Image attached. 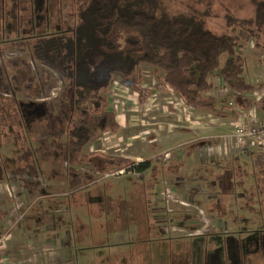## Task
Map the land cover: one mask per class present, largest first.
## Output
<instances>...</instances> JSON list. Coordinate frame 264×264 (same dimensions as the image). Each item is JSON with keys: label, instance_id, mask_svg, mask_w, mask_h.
Listing matches in <instances>:
<instances>
[{"label": "rangeland", "instance_id": "rangeland-1", "mask_svg": "<svg viewBox=\"0 0 264 264\" xmlns=\"http://www.w3.org/2000/svg\"><path fill=\"white\" fill-rule=\"evenodd\" d=\"M216 7L219 17L209 19L216 32L224 30L226 13H253L249 0H216ZM72 14L71 0H0V53L21 50L16 56L24 63L0 77L12 82L2 85L0 94V239L24 227L29 236H39L43 249L55 252L54 244L58 246L68 264H264V192L257 188V176L252 174L241 187L234 185L228 195L212 182L225 165H211L220 152L232 155L234 148L243 149L233 137L234 128L226 136L225 152L207 146L189 156L187 142L197 139L200 145L197 128L222 120L185 107L172 91L161 92L154 68L141 69L148 92L144 102L128 80L114 78L106 93L107 108L116 113L120 130L101 134L84 150L125 157L134 165L96 173L71 193L63 116L71 91L60 71L44 63L38 48L69 31ZM237 34L245 48L244 78L264 90V26L252 41L242 28ZM227 58L223 55L221 63ZM38 72L48 77L40 92L46 103L18 98L24 82L39 81ZM10 95L24 110L11 109ZM204 113L208 117L203 119ZM250 146L256 147L248 144L245 149ZM248 161L258 166L260 159ZM90 169L89 164L76 166L78 174ZM45 237L59 241L44 244ZM35 246L34 251L41 249Z\"/></svg>", "mask_w": 264, "mask_h": 264}, {"label": "trees", "instance_id": "trees-1", "mask_svg": "<svg viewBox=\"0 0 264 264\" xmlns=\"http://www.w3.org/2000/svg\"><path fill=\"white\" fill-rule=\"evenodd\" d=\"M249 3L253 8L251 16L226 13L224 30L216 32L209 26V19L219 17L216 0H71L70 30L38 48L44 63L60 71L71 91V100L65 102L63 110L71 193L80 189L84 181H92L96 173L134 165L125 157L84 151L101 134L120 130L117 115L107 108L106 99L118 75L130 82L141 102L148 93L141 71L146 66L158 71L159 90L172 91L186 107L205 110L217 118H225V110L230 111L233 103L248 107L245 95L254 92L255 86L244 78L245 51L239 45L237 31L244 29L251 41L259 37L264 26V0ZM223 55L228 58L222 64ZM215 74L232 95L220 99V103L212 95L215 85L210 78ZM258 105L264 106V97ZM203 143L192 149L202 150ZM83 164L92 169L78 174L76 166ZM230 165L223 167L216 181L212 180L223 195L252 177L249 167L239 172ZM177 167H168V172H175ZM251 171L257 176L259 192H264V159Z\"/></svg>", "mask_w": 264, "mask_h": 264}, {"label": "crops", "instance_id": "crops-1", "mask_svg": "<svg viewBox=\"0 0 264 264\" xmlns=\"http://www.w3.org/2000/svg\"><path fill=\"white\" fill-rule=\"evenodd\" d=\"M25 45H23L24 47ZM249 49H252L251 46H248ZM245 51V48H244ZM22 52L21 50L13 52H4L0 53L1 59H0V77L1 75H7L8 71L11 72L9 69L11 68H16V66H22L23 61L19 60V58L16 56L17 54L20 55ZM26 65V62H25ZM3 69V70H2ZM6 70V73L4 72ZM13 75H15V71H12ZM44 73V72H42ZM42 73L38 72L37 76L40 77L39 81L35 80L34 78L31 80V84L29 82H24L23 86L20 87L17 93H21L18 98L25 99V100H33L35 99V103H46L47 98L45 95L41 94V89H43L44 84L48 83V77H43L42 78ZM17 74V73H16ZM59 76V75H58ZM16 77V76H15ZM59 77H56L57 82L59 81ZM63 81V78H61ZM246 80V79H245ZM210 81L214 83V88L212 91V95L215 98H226V96L230 95L231 91L229 88L226 89L224 86L225 84L223 83L221 77L217 74L212 75L210 78ZM248 83H250L248 80H246ZM64 82V81H63ZM12 82L9 80H4L3 82L0 80V94L3 93L1 89V86L3 87H9ZM252 84V82H251ZM253 85L256 87V85L253 83ZM216 88V89H215ZM259 92L260 96L257 97V99H254L253 101L252 96H255ZM34 95L36 93L37 95L35 96H28V94ZM263 93V95H262ZM228 95V96H229ZM264 97V90L262 89H256L252 93H249L245 95L246 102L248 104L247 108H242L239 106L232 107L230 111L228 109L225 110L226 117L225 118H218L219 120H222V122L219 123H214L213 125H209L210 122H206L204 127H199L197 128V131L194 132L195 135L201 134L200 136V142L203 143V146L206 147L210 145L211 149H214V151L222 150L225 152L228 150V143H229V135L231 134V131L233 128L238 124V125H250L253 122H264V106L258 105V101ZM9 97V105L11 106V109H23L26 107L25 105H22L17 103L16 97H13L12 95L8 96ZM255 98V97H254ZM13 100V102H11ZM257 101V102H256ZM182 102V101H181ZM183 104V103H182ZM32 107H35L33 103L30 105ZM29 106V107H30ZM28 107V106H27ZM186 107V106H185ZM189 108V107H188ZM191 109V108H189ZM207 115L211 116V114L208 112ZM206 113L202 114L203 119L208 117ZM216 118V117H215ZM22 131V129H20ZM191 132L193 131L192 129H189ZM16 129L12 131V133H16ZM228 134V136H227ZM227 136V138H226ZM220 137V139H219ZM225 137V138H224ZM217 138V140H215ZM197 139L192 140L191 142H187V153L189 154L191 152V156L194 153L195 150L192 149L190 146H195L197 145L196 142ZM234 142V141H233ZM207 143V144H206ZM235 143V142H234ZM206 145V146H205ZM5 146V145H3ZM203 147V148H204ZM189 148V149H188ZM191 148V149H190ZM234 148V147H233ZM238 149V148H237ZM199 150V149H198ZM231 150V149H230ZM241 152H247L246 157L241 154ZM232 155L228 153H222L220 152L221 157L218 159V161H213L214 163L218 162H225V167L228 165H232L238 168V171H242L245 168H248V172L250 176L253 174L251 171L253 168H256V165H250L248 162V159L252 157L254 160L255 158L260 159L259 163L264 159V147H253L250 146V148H243L235 150V148L231 151ZM230 165V166H231ZM223 169V168H222ZM222 169L219 170L222 171ZM239 180V179H237ZM36 232V231H35ZM38 232V231H37ZM31 234V233H28ZM25 231V228L23 227V231L20 228H17L16 230H13V233L10 236H7L4 240L0 239V264H68L67 259L69 258L65 253L61 251L58 246L54 244V250L55 252H51V249L44 251L46 248H42L41 239L37 234L33 237L32 235H28ZM34 234V233H33ZM32 236V237H31ZM55 238V237H54ZM54 238H47L45 237V242L44 244H48L50 240H53ZM56 242L59 241V238H55ZM35 241V242H34ZM55 242V243H56ZM38 245L41 249L35 250L34 251V246L35 244ZM37 248V246H35ZM64 247V246H63ZM62 247V249H63ZM52 249V250H53ZM42 250V251H41ZM42 252V255L40 254Z\"/></svg>", "mask_w": 264, "mask_h": 264}, {"label": "built area", "instance_id": "built-area-1", "mask_svg": "<svg viewBox=\"0 0 264 264\" xmlns=\"http://www.w3.org/2000/svg\"><path fill=\"white\" fill-rule=\"evenodd\" d=\"M233 137L241 148H245L248 144L264 147V122H253L245 126L236 125Z\"/></svg>", "mask_w": 264, "mask_h": 264}]
</instances>
